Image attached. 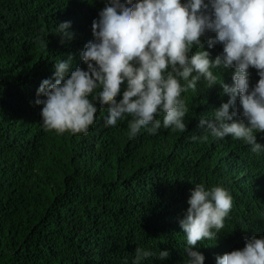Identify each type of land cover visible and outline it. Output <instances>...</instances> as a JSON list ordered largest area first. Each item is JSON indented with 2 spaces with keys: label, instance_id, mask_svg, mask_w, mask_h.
Returning <instances> with one entry per match:
<instances>
[{
  "label": "trees",
  "instance_id": "16d2710c",
  "mask_svg": "<svg viewBox=\"0 0 264 264\" xmlns=\"http://www.w3.org/2000/svg\"><path fill=\"white\" fill-rule=\"evenodd\" d=\"M103 6L0 0V264H131L137 246L170 252L144 264H184L179 220L195 184L223 186L232 196L216 240L198 242L204 264H215L217 255L243 248L246 237L264 236V151L252 152L230 135L214 139L199 126L201 116L229 99L220 85L201 80L195 92L182 93L189 108L184 132L161 127L130 136L127 118L105 125L107 107L98 102L87 133L42 127L34 103L41 80L69 54L72 70L85 67L79 52ZM63 21L73 35L61 43ZM207 50L214 58L222 45ZM231 73L221 78L231 83ZM250 73L252 85L259 77ZM257 140L264 145V135Z\"/></svg>",
  "mask_w": 264,
  "mask_h": 264
},
{
  "label": "clouds",
  "instance_id": "9594fccd",
  "mask_svg": "<svg viewBox=\"0 0 264 264\" xmlns=\"http://www.w3.org/2000/svg\"><path fill=\"white\" fill-rule=\"evenodd\" d=\"M91 24L93 38L74 58L56 60L54 71L41 80L34 103L40 105L42 127L57 133H87L95 122L97 102L107 107L104 123L115 126L127 118L128 134L161 127L184 132L189 108L182 93L195 92L203 80L220 85L227 102L201 116L199 126L214 139L231 136L264 151V0H103ZM70 21L57 25L61 43L71 39ZM215 33V36H209ZM207 49L222 45L214 58ZM195 49V51H194ZM223 70L214 74L213 70ZM231 69V83L223 74ZM250 69L259 79L249 83ZM207 139L193 136L192 139ZM188 207L179 220L184 233V264H204L198 242L216 240L232 208L223 186L190 189ZM158 254L139 246L131 264H144ZM215 264H264V236L245 238L243 248L217 255Z\"/></svg>",
  "mask_w": 264,
  "mask_h": 264
}]
</instances>
